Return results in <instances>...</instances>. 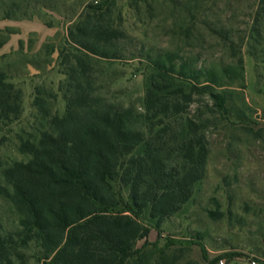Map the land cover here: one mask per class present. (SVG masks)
I'll return each instance as SVG.
<instances>
[{"label":"trees","instance_id":"trees-1","mask_svg":"<svg viewBox=\"0 0 264 264\" xmlns=\"http://www.w3.org/2000/svg\"><path fill=\"white\" fill-rule=\"evenodd\" d=\"M84 11L57 48L65 113L58 114L53 89L36 86L32 131L23 129L17 144L28 159L0 156V200L14 217L12 227L0 221V264H177L184 248L172 255L148 242L138 248L149 234L144 221L161 224L183 210L206 174L207 132L221 116L247 117L234 88L243 81V59L215 68L174 51L148 56L142 103L126 104L106 85L103 65L123 58L125 34L105 2ZM196 13L187 17L196 21ZM13 33L0 30V49ZM43 51L55 48L45 43ZM196 101L204 107L192 112ZM24 113L23 89L0 68V131Z\"/></svg>","mask_w":264,"mask_h":264},{"label":"rangeland","instance_id":"rangeland-1","mask_svg":"<svg viewBox=\"0 0 264 264\" xmlns=\"http://www.w3.org/2000/svg\"><path fill=\"white\" fill-rule=\"evenodd\" d=\"M98 2L109 5L114 25L125 34L120 41L123 58L103 65L106 85L126 104L142 103L151 74L148 56L174 51L198 67L215 68L241 56L244 64L243 81L234 88L236 104L247 117L218 118L207 132L206 174L192 199L161 224L145 220L149 234L137 246L156 244L165 247L167 255L184 248L177 264L189 259L199 264H220L222 259L224 264H247L248 259L264 264V0H0V30L14 32L0 49V68L23 89L25 107L21 122L0 131V156L9 162L28 159L17 144L23 129L32 131L36 86L53 89L56 110L60 116L65 113L66 102L58 89L66 76L57 48L65 45L68 27L88 5ZM189 10H197L196 21L187 17ZM45 43L55 51L42 52ZM133 54L140 58L132 59ZM200 106L196 101L191 111H201ZM115 187L126 202V190ZM0 221L5 227L14 225L2 200Z\"/></svg>","mask_w":264,"mask_h":264},{"label":"built area","instance_id":"built-area-1","mask_svg":"<svg viewBox=\"0 0 264 264\" xmlns=\"http://www.w3.org/2000/svg\"><path fill=\"white\" fill-rule=\"evenodd\" d=\"M219 263H220V264H224V260H223V259L220 260ZM247 264H256V261L253 260V259H248V260H247Z\"/></svg>","mask_w":264,"mask_h":264},{"label":"crops","instance_id":"crops-1","mask_svg":"<svg viewBox=\"0 0 264 264\" xmlns=\"http://www.w3.org/2000/svg\"><path fill=\"white\" fill-rule=\"evenodd\" d=\"M143 245L139 246L138 248L142 247Z\"/></svg>","mask_w":264,"mask_h":264}]
</instances>
